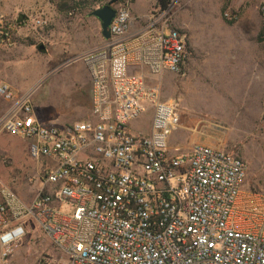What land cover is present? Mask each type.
<instances>
[{
  "label": "built area",
  "instance_id": "1",
  "mask_svg": "<svg viewBox=\"0 0 264 264\" xmlns=\"http://www.w3.org/2000/svg\"><path fill=\"white\" fill-rule=\"evenodd\" d=\"M128 4L114 8L104 45L76 58L88 75V118L40 123L30 90L0 81V132L23 138L39 162L29 200L0 182V264L24 220L57 252L45 264H264V195L242 189L246 163L203 143L170 147L178 102L160 99L141 72H178L183 34L164 10L128 34ZM11 32L0 15V45H11Z\"/></svg>",
  "mask_w": 264,
  "mask_h": 264
},
{
  "label": "rangeland",
  "instance_id": "2",
  "mask_svg": "<svg viewBox=\"0 0 264 264\" xmlns=\"http://www.w3.org/2000/svg\"><path fill=\"white\" fill-rule=\"evenodd\" d=\"M105 1L0 2L3 22L12 27L11 45H0V81L18 92L30 90L32 112L40 123L63 126L89 117L88 75L76 58L104 45L98 22L88 13ZM121 4L123 0L113 5ZM263 4L170 0L164 15L185 38L184 60L175 73L150 76L141 71L158 86L160 99L178 102L179 123L169 146L183 151L203 143L244 160L242 189L257 195H264ZM155 9L153 4L148 12ZM39 17L44 24L34 23ZM37 44L44 52L35 49ZM143 130L148 133V124ZM38 168L39 162L28 158L23 138L0 132V182L29 200L36 184L27 179ZM23 223L25 233L8 247L7 264H45L57 257L46 236L29 220Z\"/></svg>",
  "mask_w": 264,
  "mask_h": 264
},
{
  "label": "crops",
  "instance_id": "3",
  "mask_svg": "<svg viewBox=\"0 0 264 264\" xmlns=\"http://www.w3.org/2000/svg\"><path fill=\"white\" fill-rule=\"evenodd\" d=\"M154 4V0H131L128 11L131 17L128 34H134L142 30L146 24L148 9ZM7 84V83H6ZM7 107V102L0 99V113Z\"/></svg>",
  "mask_w": 264,
  "mask_h": 264
},
{
  "label": "water",
  "instance_id": "4",
  "mask_svg": "<svg viewBox=\"0 0 264 264\" xmlns=\"http://www.w3.org/2000/svg\"><path fill=\"white\" fill-rule=\"evenodd\" d=\"M115 0H108L103 5L92 9L88 14L96 19L99 26V33L103 40L109 37L108 25L114 15V4ZM35 49L39 52H44L42 44H37Z\"/></svg>",
  "mask_w": 264,
  "mask_h": 264
},
{
  "label": "trees",
  "instance_id": "5",
  "mask_svg": "<svg viewBox=\"0 0 264 264\" xmlns=\"http://www.w3.org/2000/svg\"><path fill=\"white\" fill-rule=\"evenodd\" d=\"M108 0H106L105 2H107ZM119 0H115V2L114 3H116V2H118ZM104 2V3H105ZM103 3V4H104ZM169 3H170V0H154V7L156 8L155 10L156 11H163V10H165L167 7H168V5H169ZM103 4H101V5H103ZM101 5H99V6H101ZM230 16V18H232V15L230 14L229 15ZM228 22L229 23H231V22H233V19H231V20H228ZM181 33V32H180ZM185 40H184V47H185Z\"/></svg>",
  "mask_w": 264,
  "mask_h": 264
},
{
  "label": "flooded vegetation",
  "instance_id": "6",
  "mask_svg": "<svg viewBox=\"0 0 264 264\" xmlns=\"http://www.w3.org/2000/svg\"><path fill=\"white\" fill-rule=\"evenodd\" d=\"M113 8H114V5H113Z\"/></svg>",
  "mask_w": 264,
  "mask_h": 264
}]
</instances>
